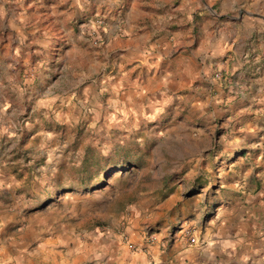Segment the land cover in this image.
I'll return each instance as SVG.
<instances>
[{
	"label": "rangeland",
	"instance_id": "obj_1",
	"mask_svg": "<svg viewBox=\"0 0 264 264\" xmlns=\"http://www.w3.org/2000/svg\"><path fill=\"white\" fill-rule=\"evenodd\" d=\"M134 2L0 0V264L103 238L133 264H264V47L159 101L132 86L158 23Z\"/></svg>",
	"mask_w": 264,
	"mask_h": 264
},
{
	"label": "crops",
	"instance_id": "obj_2",
	"mask_svg": "<svg viewBox=\"0 0 264 264\" xmlns=\"http://www.w3.org/2000/svg\"><path fill=\"white\" fill-rule=\"evenodd\" d=\"M135 5L144 7L138 14L140 20L153 10L150 17L158 22L153 24L156 37L150 44L153 50L141 61L146 64L141 66L142 70L145 68V75L152 78L144 87L139 81L132 85L140 92L146 93L151 88L161 98L159 101L169 93L180 94L188 85L187 64L191 63L195 64V75L200 78L209 74L211 67L225 71V75L240 82L244 75L254 71L249 60L258 54L254 51L264 47L261 19L264 0H138ZM134 10V6L129 9L133 13ZM135 27L141 34L146 28ZM245 45L249 49L245 50ZM206 62H210L209 67ZM98 241L90 244L94 247L92 253L71 255L65 259L66 264H133L127 256L115 253L112 249L115 240Z\"/></svg>",
	"mask_w": 264,
	"mask_h": 264
},
{
	"label": "trees",
	"instance_id": "obj_3",
	"mask_svg": "<svg viewBox=\"0 0 264 264\" xmlns=\"http://www.w3.org/2000/svg\"><path fill=\"white\" fill-rule=\"evenodd\" d=\"M100 163L101 157L98 155H94V152L92 151L84 156L80 166L81 171L85 175V181L82 182V185H89L94 182V186H96L102 181V178L100 176L102 175V173L106 177L105 170L103 171L101 167L99 168Z\"/></svg>",
	"mask_w": 264,
	"mask_h": 264
}]
</instances>
